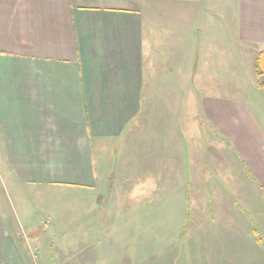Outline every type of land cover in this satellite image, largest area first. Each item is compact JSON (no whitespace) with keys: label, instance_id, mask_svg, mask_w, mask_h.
<instances>
[{"label":"crops","instance_id":"1","mask_svg":"<svg viewBox=\"0 0 264 264\" xmlns=\"http://www.w3.org/2000/svg\"><path fill=\"white\" fill-rule=\"evenodd\" d=\"M263 50L264 0H0V264H264Z\"/></svg>","mask_w":264,"mask_h":264},{"label":"rangeland","instance_id":"2","mask_svg":"<svg viewBox=\"0 0 264 264\" xmlns=\"http://www.w3.org/2000/svg\"><path fill=\"white\" fill-rule=\"evenodd\" d=\"M229 2V0H228ZM229 8V5H228ZM158 23H163L161 16L158 17ZM249 74L252 75V77L257 80V75H256V58L253 60V64L251 65V70L250 68L248 69ZM251 77V78H252ZM234 82V81H233ZM120 151H118V153H115V155H113V168L119 173V171H121V169L127 168L128 166L126 165V163L124 162H128L125 158L123 159L122 156L123 155H119ZM133 169H138V167H136V165L134 166ZM162 195L164 194L163 192H161ZM154 195L150 196L149 198H152ZM148 198V199H149ZM154 200V199H153ZM150 201V200H148ZM59 205L58 208L55 207H46L47 211L51 212V217L52 219L58 218L59 213L62 212V214L60 216H63V219L65 220V223L61 224V227H66L67 229H72L73 226L75 225V220H76V213H77V208L74 207L72 201H65V202H69L68 204H64L62 203V205H60V202L56 201ZM89 212H91V209H85V213L86 214H90ZM102 212L100 211L99 214H101ZM114 220H111V222H113ZM110 222V223H111ZM55 226V224H51V231L54 232H58L59 228H57L56 230H52V228ZM69 242V241H68ZM61 247V249H63L65 246L64 245H59ZM68 246V244H67ZM68 248V247H66ZM44 250L48 249V259H49V263L50 264H58V260H59V248H58V241L56 239H54L53 234L51 236V239L48 238L46 240L45 243V247L43 248ZM42 251V250H41ZM64 251V250H63ZM62 251V252H63ZM62 254V253H61Z\"/></svg>","mask_w":264,"mask_h":264},{"label":"trees","instance_id":"3","mask_svg":"<svg viewBox=\"0 0 264 264\" xmlns=\"http://www.w3.org/2000/svg\"><path fill=\"white\" fill-rule=\"evenodd\" d=\"M257 85L264 90V50L256 58Z\"/></svg>","mask_w":264,"mask_h":264}]
</instances>
